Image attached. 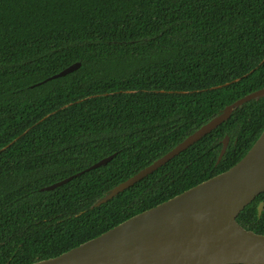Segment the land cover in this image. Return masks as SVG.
<instances>
[{
    "label": "trees",
    "instance_id": "trees-1",
    "mask_svg": "<svg viewBox=\"0 0 264 264\" xmlns=\"http://www.w3.org/2000/svg\"><path fill=\"white\" fill-rule=\"evenodd\" d=\"M263 61L264 0H0V264L57 257L235 166L264 131V98L93 208L263 89ZM262 202L237 218L257 234Z\"/></svg>",
    "mask_w": 264,
    "mask_h": 264
},
{
    "label": "water",
    "instance_id": "water-1",
    "mask_svg": "<svg viewBox=\"0 0 264 264\" xmlns=\"http://www.w3.org/2000/svg\"><path fill=\"white\" fill-rule=\"evenodd\" d=\"M80 67L81 63H75L52 79L69 75ZM261 98H264V88L227 106L166 155L112 189L93 208L107 203L166 165L228 121L236 109ZM229 142L226 136L218 164ZM114 156L104 158L86 171L107 165ZM81 174L41 191H53ZM262 193L264 131L248 153L229 170L131 217L68 252L33 264H264V234L247 230L237 221L241 212ZM263 209L262 202L258 207L259 217Z\"/></svg>",
    "mask_w": 264,
    "mask_h": 264
}]
</instances>
